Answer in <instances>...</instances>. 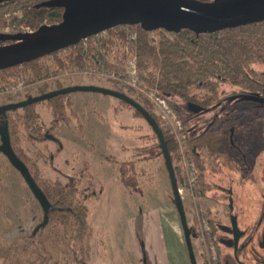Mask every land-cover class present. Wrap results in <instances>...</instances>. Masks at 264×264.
<instances>
[{
    "label": "trees",
    "instance_id": "1",
    "mask_svg": "<svg viewBox=\"0 0 264 264\" xmlns=\"http://www.w3.org/2000/svg\"><path fill=\"white\" fill-rule=\"evenodd\" d=\"M62 1L64 0H49L47 26L61 21L64 10ZM128 31L136 34L135 39L129 37ZM106 32L108 37H101L99 44L95 43V34L90 35L86 37L85 47L81 40L77 44L47 54L43 60L36 58L24 63L21 70L33 77H40L49 73L52 68L60 70L84 67L98 61L99 64L116 72H124L123 65L127 58L125 52L122 56L114 57L115 64H111L101 54L103 53L101 50L105 51V49L109 53L114 37H118L123 44L126 43L130 54L135 57L138 79L143 86L152 89L163 98L181 121V133L186 137L184 144L197 169L200 196L204 197V146L209 145L216 149L223 135H226L227 125L223 126L219 136L221 140L215 141L214 133L204 136V130L199 133L194 132L192 130L194 122H190L182 115L179 105L192 103L204 109L205 104L212 102L218 96L220 84H226L233 89L248 90L255 85V81L263 80L264 21L204 34H196L187 29L177 33L162 29L145 31L139 25L115 26L107 29ZM21 70L16 67L0 70V85L9 83L11 78L18 79ZM111 82L114 90L132 97L155 119L161 129L175 174L177 170L181 171L179 144L170 126L155 112L151 101L126 83L116 80ZM62 87L65 86L59 82H55L53 86L48 83L39 89V93ZM43 102L49 109L52 127L59 124L69 125L72 119L77 120L69 94L58 95ZM35 104L22 107L20 113L18 110L11 111L7 120V132L13 151L27 166L30 175L49 201L50 210L46 225L36 232L34 227L21 242L12 241L4 244L0 241V264H87L90 256L88 239L91 230L87 219L86 202L94 195L96 185L87 162H83L65 183L52 182L41 175L37 163L20 148L19 127H22L28 139L46 140ZM134 112L142 117L135 109ZM191 116L193 114L189 115ZM151 138L154 141L149 145L131 149L136 159L163 157L153 131ZM57 143H60L59 140ZM105 158L113 160L108 156ZM118 171L119 182L128 192H142L134 161L120 162ZM182 182H185L184 178L181 179ZM42 219L41 210L38 224ZM45 229L46 233H44ZM189 229L191 235L196 237L194 223L189 225ZM31 249L36 254L34 259L27 257L21 261L16 257L19 251L27 254Z\"/></svg>",
    "mask_w": 264,
    "mask_h": 264
},
{
    "label": "rangeland",
    "instance_id": "2",
    "mask_svg": "<svg viewBox=\"0 0 264 264\" xmlns=\"http://www.w3.org/2000/svg\"><path fill=\"white\" fill-rule=\"evenodd\" d=\"M101 37L107 38L108 33L105 32ZM110 48L109 53L105 49L101 50L103 52L101 54L111 64H115L116 55L122 56L123 52L127 54L123 65L124 72H116L97 61L84 67L60 70L52 68L43 76L44 82L52 86L59 82L64 86L96 85L113 89L111 81L123 82L117 78L120 76L127 85L133 83L135 86L132 88L145 95L153 104L155 112L166 122L168 118L163 119L162 116H165L163 110L149 97L150 89L142 88L141 91L142 82L139 79L132 81L134 77L128 74L132 71L131 63L135 64L136 71L137 65L126 43L123 44L118 37H114V43ZM111 72L115 78L108 76ZM136 76L138 78V71ZM38 83L36 77L21 70L18 79L11 78L9 83L0 86V103L6 96L12 102L22 99L25 93L35 92ZM69 97L77 120L72 119L69 125L62 124L58 130H54L59 144L51 140L28 139L22 127H19L18 145L37 163L41 175L52 182L65 183L83 162L89 164L96 188L94 195L86 202L87 219L91 230L88 239L90 256L87 264H148L145 256L146 246L140 231L137 230L135 219L137 218L139 222L142 213L152 209L161 213L160 218L166 225L177 227L186 251L163 157L138 160L131 150L133 147L149 145L154 141L145 119L137 116L134 108L109 95L77 91L69 93ZM179 106L183 116L187 117L193 113L185 106L181 104ZM35 109L44 126L48 127L51 116L45 103L43 101L37 103ZM20 112L21 109H18V113ZM194 119L204 121V115L196 116ZM183 155L186 157L187 154L181 153L182 168ZM128 160L135 163L137 180L142 192L130 193L119 182V163ZM184 174V169L177 170L176 179L178 187L184 190L181 199L187 225L194 223L197 233L196 237L190 235L197 264L204 262V254L208 264H214L204 229V199L200 196L199 189L190 188L185 182L181 183ZM40 219L39 203L19 172L0 152V241L4 244L12 241L21 242ZM132 220L135 221L136 228L133 227ZM46 232L45 229L44 233ZM166 233L169 237V232ZM35 255L31 249L27 254L19 251L16 257L22 261L27 257L34 259Z\"/></svg>",
    "mask_w": 264,
    "mask_h": 264
},
{
    "label": "flooded vegetation",
    "instance_id": "3",
    "mask_svg": "<svg viewBox=\"0 0 264 264\" xmlns=\"http://www.w3.org/2000/svg\"><path fill=\"white\" fill-rule=\"evenodd\" d=\"M48 3L49 0H0V47L15 44L19 42L17 37L46 27ZM46 55L37 58L43 60ZM24 63L10 67L21 70ZM44 75L36 77L39 83L35 92L25 93L18 101L41 95L39 89L48 84ZM244 95L254 98L244 99ZM11 102L6 96L0 105ZM183 106L190 110L188 103ZM10 112L0 116V125L7 123ZM191 114L186 118L194 122L192 130H204V136L214 133L215 141L221 140L219 136L227 125L226 135L216 149L204 146V229L213 263L264 264V79L255 81L248 90L220 84L216 99ZM199 115H204V121L194 119ZM41 123L45 139L58 144L53 132L62 124L45 127ZM204 264H208L205 254Z\"/></svg>",
    "mask_w": 264,
    "mask_h": 264
},
{
    "label": "water",
    "instance_id": "4",
    "mask_svg": "<svg viewBox=\"0 0 264 264\" xmlns=\"http://www.w3.org/2000/svg\"><path fill=\"white\" fill-rule=\"evenodd\" d=\"M62 5L64 10L59 23L21 35L17 37L19 42L0 47V68L50 54L115 26L139 25L145 31L162 29L172 33L187 29L196 34H204L264 21V0H64ZM77 91L97 92L118 98L138 111L152 129L168 172L173 204L179 217L189 264H197L176 174L161 129L148 111L132 97L107 87L69 85L22 101L0 105V116L5 117L6 111ZM243 97L254 98L251 95ZM188 107L193 113L202 110L200 106L192 103H188ZM0 152L19 172L41 207L43 219L35 226L36 232L47 223L50 203L30 175L27 166L13 151L6 122L0 125Z\"/></svg>",
    "mask_w": 264,
    "mask_h": 264
},
{
    "label": "crops",
    "instance_id": "5",
    "mask_svg": "<svg viewBox=\"0 0 264 264\" xmlns=\"http://www.w3.org/2000/svg\"><path fill=\"white\" fill-rule=\"evenodd\" d=\"M160 216L159 211L152 209L142 213L139 222L135 219L137 230L146 246L148 264H189L177 227L166 225ZM135 221L132 220L133 227ZM166 232H169V237Z\"/></svg>",
    "mask_w": 264,
    "mask_h": 264
},
{
    "label": "built area",
    "instance_id": "6",
    "mask_svg": "<svg viewBox=\"0 0 264 264\" xmlns=\"http://www.w3.org/2000/svg\"><path fill=\"white\" fill-rule=\"evenodd\" d=\"M105 32H106V30L101 31V32L95 34V38H96L95 39V41H96L95 43L96 44H99L101 42L100 41L101 36ZM128 35H129V37L131 39H135V36H136L135 33H130ZM86 45H87V40H86V38H84L83 39V46L85 47ZM131 66H132V71H131V73H128V74H130L131 77H134V78H132V81H136V80H138V78L136 76L137 71H136L135 64L134 63H131ZM108 76L109 77H113V78L116 77V76H114V73H112V72ZM57 77L58 76H56V78ZM117 78L118 79H121L123 82H125V80H123L122 77L118 76ZM130 86L131 87H134L135 85L133 83H131ZM142 88L146 89L140 83V90L141 91H143ZM149 91H150L149 92L150 93L149 94L150 99L153 102H155L157 105H159V108L162 109L163 112L165 113V116H162L163 119L165 117H166V119L168 118L167 121L166 122L164 121V122L170 126L171 131L174 134V137H175L177 143L179 144L180 153L185 152L187 154L186 157H184V155H183V161H182V164H183V168L182 169H184V173H185L184 174L185 185L189 186L190 188L196 187L197 189H199V187H198V173H197V169H196V167H195L192 159L190 158V156L187 153V149H186V146L184 144L186 137H185V134L181 133V128H182L181 121L179 119H177L176 115L174 114V112L172 111V109L167 105L166 101L163 98L159 97L156 94V92L153 91L152 89H150ZM180 165H181V161H180ZM178 191H179V194L181 196L184 190H183L182 187H178Z\"/></svg>",
    "mask_w": 264,
    "mask_h": 264
}]
</instances>
